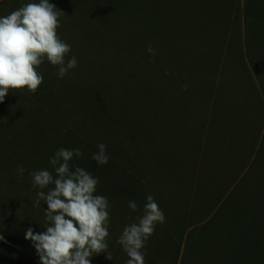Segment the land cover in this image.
<instances>
[{
	"label": "rangeland",
	"instance_id": "1",
	"mask_svg": "<svg viewBox=\"0 0 264 264\" xmlns=\"http://www.w3.org/2000/svg\"><path fill=\"white\" fill-rule=\"evenodd\" d=\"M30 2L0 0V16ZM49 2L78 65L61 79L45 59L35 93L0 102V264H40L25 233L46 231L48 206L30 173L55 177L61 147L82 151L70 164L109 200L113 259L92 264H125L118 238L149 194L165 222L145 264H264V0Z\"/></svg>",
	"mask_w": 264,
	"mask_h": 264
},
{
	"label": "clouds",
	"instance_id": "2",
	"mask_svg": "<svg viewBox=\"0 0 264 264\" xmlns=\"http://www.w3.org/2000/svg\"><path fill=\"white\" fill-rule=\"evenodd\" d=\"M62 11L49 0L22 4L5 16H0V102L12 89H27L35 93L43 82V75L37 70L47 59L58 67L57 76L63 78L70 69L77 67L78 61L72 56L66 62L71 45L58 35ZM147 51L154 57L151 44ZM185 88L187 85L184 86ZM93 159L98 164L109 160L106 145L99 143ZM77 148L69 150L61 147L50 163L56 176L48 170L31 172L33 187L41 191L33 202L39 207L41 200L47 203L45 217L46 231L37 233L29 227L25 239L32 242L39 256L40 264H92L90 257L108 252L106 238L109 236L110 204L106 196L94 194L99 179L86 169L70 164L73 157L82 156ZM26 169L18 166L17 174L23 176ZM50 184L54 187L47 192L43 189ZM128 206L136 211L134 200ZM165 215L153 195L149 194L143 214L135 222L125 226L118 238L129 259L125 264H145L142 249L154 233L157 223H164Z\"/></svg>",
	"mask_w": 264,
	"mask_h": 264
}]
</instances>
